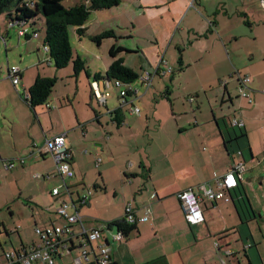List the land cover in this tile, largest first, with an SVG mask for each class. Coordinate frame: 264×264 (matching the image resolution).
<instances>
[{"label":"crops","instance_id":"crops-1","mask_svg":"<svg viewBox=\"0 0 264 264\" xmlns=\"http://www.w3.org/2000/svg\"><path fill=\"white\" fill-rule=\"evenodd\" d=\"M103 11L107 12L97 11L96 13H109L114 19V25L112 27L103 16L99 17V14H95V22L98 24L97 34L105 30H113L116 38L115 35L118 34L116 30L126 28L127 31L123 37L120 35L117 38L132 39L134 45L117 43L112 45L122 46L128 50L121 53H134L142 58V62L138 65L139 71L136 72L132 65L126 63L125 57L118 55L124 60L126 66L138 73L139 76L145 70L152 72L158 61L164 59L166 65L172 69L171 72L163 75L155 73L148 88L141 85L137 78L132 81L134 87L138 89V96L134 101L137 106L140 97L152 87L154 77H165L167 74H171L169 76L171 80L175 73L198 66L204 63L206 59H213V57L225 59L228 57V47L231 48L230 52L239 55L240 49L233 47L232 43H236L242 37H252L254 43L258 42L259 46L256 47L258 49L256 52L264 58V3L262 0H121L117 6ZM83 27L86 30V22ZM72 29L73 32L68 29L70 43L71 33L80 37L84 34L79 35L74 26H72ZM7 32V29H5V34ZM20 38H24L26 43L32 44L31 49L34 47L38 53L33 56L35 61L32 62V66L27 73L23 72L24 70L17 65L22 69L18 84L14 86L10 81L19 97H21L17 89L19 84L22 87L23 94H26L37 75L50 77L46 66L53 64L52 62L47 64L43 61L47 57V53L42 50L43 39L41 34H38L37 37L17 36L18 40ZM78 40L82 41L81 38ZM39 49L42 50V53L39 52ZM251 54L253 55V53ZM179 56L182 61L181 71L176 70L179 67ZM93 58L95 60H93L92 65L86 63L90 73L89 77L86 75L90 87L87 103L89 108L87 106L86 108L78 107V110H75L71 103L70 105H60L57 102L59 97L51 96L45 104L34 108H31L24 101L34 113L35 109L37 110L41 132L40 134L35 132V127H38L35 121L32 124L28 123L25 138L19 142L20 144L14 142L13 151L6 150L3 147L0 137V168L2 164V169L10 170L3 167L4 160L10 161L19 158L24 160L22 164H54L48 153L37 151V148L42 145L38 146L34 143V139L36 137L37 140L41 141L42 135L45 140L54 135L65 133V144L70 150V162L74 171L71 179L74 180L76 175L79 178L74 181V184H68L71 187L70 196L76 210L81 214L82 206L88 205L90 207L94 204H100V218L81 215L86 228L97 227L118 218L122 214L124 205L128 202H131L138 209L137 214L139 215L142 214L144 205L148 204L151 208L149 218L144 222H137L135 229L125 234V241L110 244L113 262L117 264H156L153 261L162 257L165 264H219V257L213 247V241L216 237H223L228 240L230 246L232 242L235 245L240 243V250H235L237 256L234 264H264V248L251 249V242L248 243L250 245L246 244L242 237L247 226L250 230L251 221L261 218V216H251L249 221H241L233 205V201L240 202L247 198L250 208L255 211L244 187L243 174L242 179L238 181V185L226 193L225 196L229 198L228 201L222 198L215 202H204V221L197 225H190L186 221L176 195L180 190L188 187L194 188L205 182L207 187L215 190L216 185L212 179L215 176L225 174L232 164L245 157L244 150L241 147L243 145L242 139H236V134L226 129L225 124L224 130H222L219 119L215 120L218 126V131L215 133L214 130L211 132L201 127L197 128L198 122L196 119L191 121L188 117L184 119L178 117L176 118L175 129L168 131L166 136L164 135L166 141L175 140L172 141L174 148L170 153L161 149L151 160L149 154L143 157L139 152L140 157L138 159H128L131 162L127 163V154L121 153L119 157L116 150L119 147L122 150L123 147H127L129 145L127 138H133L135 132L130 131L129 126L125 128L126 130L120 126L126 124L125 113H128L129 117L131 115L140 116L141 110L138 114H135L131 113L126 106L122 107L120 109V121L114 120L115 116L110 114V111L118 106L107 108L106 102L110 95L109 88L111 85L108 84L107 79H103V77H106L105 72L112 58L109 56V59H107L99 54L93 55ZM7 66H9L8 63ZM80 73L81 71L76 74L77 80L80 78ZM95 73H100L102 80H95L93 77ZM26 79L29 82L27 90L21 82V80ZM1 82L3 80L0 79ZM83 84L85 86L86 82H83ZM96 86L99 92L106 91L109 93L105 102L106 111L103 114L92 106V99H95L98 103L93 92V88ZM224 86L226 91V85L224 84ZM166 88L169 90V87ZM115 92L118 96L116 88ZM69 97L70 95L67 93L66 98L68 101ZM75 97L76 95L73 94L74 100ZM71 107L73 111H71ZM41 109H43L42 112H40ZM7 111L4 102L0 100V112L5 114ZM108 118L116 124L117 129H110L109 123L106 124V127L103 126V119L107 121ZM179 121L182 122L179 123ZM223 122L225 123L224 120ZM191 126L193 127L190 128ZM37 130L39 131V128ZM46 131H48V135ZM88 135L92 137L90 140L86 138ZM188 138L190 140L186 142ZM28 141L31 144L30 147L26 146ZM92 141H94V144H92ZM177 141L184 143L176 146ZM200 141L209 144L207 153L202 157L195 153L196 142L199 145ZM87 145L89 148L85 155H88L83 156L81 148ZM25 151L28 157L26 161L23 157ZM145 152H147L146 149ZM252 155L253 153L251 158ZM98 157L100 162L97 164L96 158ZM248 165L252 169L255 164L253 166L252 164ZM247 166L245 164L246 170ZM95 167H97L98 178L101 179L102 183L96 181L94 188H100L102 192L93 199H91L90 193L86 203L80 204L79 197L89 190L85 187L84 179L88 177V171ZM52 172L48 174L55 177L56 173L53 174ZM36 176L42 177L37 174ZM74 186L82 187L81 195ZM58 187L61 189V184ZM53 188L55 186L51 190ZM60 189L58 195L51 193L53 197L62 195ZM73 194L76 196L74 200ZM47 205L44 207L45 212L52 213L54 216L57 215L54 213L56 208L52 210L49 208V204ZM69 212H74V209L70 208ZM42 214H44L43 211ZM10 215L12 218V211H10ZM56 219L57 216L53 220L50 219L49 222L43 221L42 225H38L35 221L34 227L48 224L63 225L56 223L54 221ZM0 226L3 227L6 235L11 233L9 223L6 221L0 219ZM80 228L81 226L78 223L73 225L72 230L78 232ZM12 230L18 232L15 227ZM19 238L18 247L12 244L11 250L30 247L38 240L37 237L35 240L31 239L30 242H25L21 237ZM0 250V263H3L2 252L10 249L4 248L2 241H0ZM73 252L76 253L73 254ZM73 252L69 254L71 255L70 262H66L65 258L67 256H64L58 258V263L55 260L54 264H73L72 259L78 255L76 250Z\"/></svg>","mask_w":264,"mask_h":264},{"label":"rangeland","instance_id":"rangeland-1","mask_svg":"<svg viewBox=\"0 0 264 264\" xmlns=\"http://www.w3.org/2000/svg\"><path fill=\"white\" fill-rule=\"evenodd\" d=\"M80 1L84 0H63L62 4L64 7H69ZM96 12L90 13L86 21L87 28L86 30L84 29V34L81 37L78 35L74 36L71 33L73 56H79L82 60L86 61L85 65L86 63L92 65L93 60H95L93 55L96 54L109 59L108 50L114 43L134 45L132 39L117 38L120 35L123 37L127 31L126 28L116 30L118 33L115 35L116 38L106 37L102 39L99 45L96 44L93 40V37L97 35L98 28V24L95 22V14H99V17L103 16L112 27L114 25V19L109 13ZM98 12L107 11L101 10ZM34 26L38 28L39 33L42 35L43 26L41 21L38 20ZM5 29L8 31L7 34H5ZM69 29L73 32L72 26ZM0 31L3 37H5L4 39H6L4 43L0 38V79L3 80L0 83V100L4 102V105L8 109L5 114L0 112V137L3 147L6 150L13 151L14 142L19 143L25 138L28 123L32 124L34 121L36 122L38 127H35V132L37 134H40L41 129L38 124L39 116L37 110L35 109V116V113L24 103L21 85L17 86L21 94V97H19V94H17L10 80L7 78V63L9 65H19L24 70L23 72L27 73L32 66V62L35 61L33 56H36L38 51L34 47L31 49L32 44L26 43L24 38L18 40L15 28H7L5 13L0 14ZM79 38H81V42L78 40ZM251 38L245 36L240 38L236 43H232L233 47L240 49L239 55L230 52L231 48L228 47V57L225 59L216 57L206 59L204 63L198 66L175 73L171 80L169 79L171 74H167L165 77H154L152 87L138 100V106L141 110L140 116L131 115L129 117L128 113H125L126 124L120 127L126 130L125 128L129 126V130L134 131L135 136L127 138L129 145L123 147V150L121 147L117 148L116 153L119 154V157L121 153L127 154L126 160H128L138 159L140 157L139 152H141L143 157L149 154L150 159L153 160L159 150L164 149L170 153L172 148H174L172 141L175 140L170 139V141H166L164 135L166 136L168 131L175 129L176 118L180 117L184 119L188 117L191 121L196 119L198 122L197 128L201 127L211 132L214 130L215 133L218 131L215 120L219 119L222 130H224L225 124L227 126L226 129L231 132L233 131L238 136L236 139H242L243 145L241 147L244 150L245 157L241 158V160L244 164L246 166L248 164H252V166L255 164L252 169L248 165L247 170L243 173L244 187L255 211L250 208L246 198L248 206L246 211L244 210V214H246V221H249L251 216L255 217L257 215V217L261 216V218L253 219L250 223V230L247 226L242 236L246 244L251 242V249H254L264 248V58L256 52L258 50L256 47L259 46L258 42L254 43ZM39 52L42 53V50L39 49ZM176 52L178 51L176 50ZM118 55L125 57L126 63L132 65L136 72L139 71L138 65L142 62V58L139 55L134 53H119ZM46 67L48 68L50 77L55 78L51 97H59L57 102L63 106L70 105L71 103L75 110H78V107H88L90 87L89 80L84 71H81L79 74L80 78L77 80L72 62H69L68 66L61 69L55 68L53 64ZM238 75L249 76L251 81L248 85L251 89L248 90L251 94L250 99L246 100L238 95ZM100 80L102 79L100 78ZM21 82L27 90L28 80H21ZM83 82H86L85 86ZM224 84L226 85V91ZM166 87H169L170 90L167 94L165 92ZM109 92L110 95L106 102L107 108L117 107L118 96L116 94L117 91L115 92V87L111 85ZM67 93L70 95L69 101L66 98ZM73 94L76 95L75 100ZM190 98H193V100L189 101ZM92 101V106L95 110H98L102 114L106 111V105L97 103L95 99H92ZM72 107L71 111H73ZM42 111L43 109L40 112ZM234 117L242 119L244 126L241 128L237 126L232 127L230 120ZM44 118L46 119L45 115ZM182 121H179V123ZM108 123L110 124V129H117L116 124L111 122L109 118L107 121L103 119L104 127ZM37 128H39V131ZM46 133L48 135V131ZM241 133H245V135ZM86 138L90 140L92 137L88 135ZM189 140L190 138L186 142H189ZM43 141V135L41 141L37 140L36 137L34 139V143L38 146L43 145ZM181 143L184 142L177 141L175 145L177 146ZM92 144H94V141H92ZM26 146H31L29 141L26 143ZM88 148V145L81 148L83 156L88 155H85ZM145 149L147 152H145ZM195 149V153L199 157H202L207 153L209 144L205 141H200L198 145L196 142ZM84 150H86L85 153ZM250 151L251 154L253 153L252 158ZM26 155L25 151L23 153L25 161L28 159ZM129 162L131 161L128 160L127 163ZM0 169V219L9 223L11 231V233L6 235L3 227L0 226V241H2L4 248L11 250L12 244L18 247L20 243L19 237L25 242L37 239L33 231L35 221L38 225H42L43 221L49 222L50 219L53 220L57 216V219L54 221L60 224L64 223V220L58 215L48 214L44 210V207L48 206L47 204H49L50 209L54 210L63 200L70 203V196L66 193L64 186L60 189L62 195L53 197L50 192L53 186L58 187L62 184L61 177L55 174V164L21 165L16 163L15 167L10 170L2 169L1 164ZM51 172L55 174V177L54 175H48ZM98 173L97 167L90 169L88 177L84 179L85 187L91 191V199L102 192V189L94 188L96 181L102 183L101 179L98 178ZM253 173L256 175L254 176ZM36 174H43L45 176L42 178L36 176ZM76 179H79L78 175L74 177V180L68 178L66 181L68 184H74ZM74 188H77L79 195L82 194L83 190L81 186H74ZM73 195L74 200L76 196L75 194ZM99 206L100 204H94L90 207L84 205L81 208L80 215H86L90 218H100L101 210ZM10 211H12V218ZM42 211L44 214H42ZM14 227L17 228L18 232L12 230ZM231 247L234 250L239 249L240 243L235 245L232 242ZM70 260L71 255L65 258L66 262H70ZM58 262L59 259L57 258L56 263Z\"/></svg>","mask_w":264,"mask_h":264},{"label":"built area","instance_id":"built-area-1","mask_svg":"<svg viewBox=\"0 0 264 264\" xmlns=\"http://www.w3.org/2000/svg\"><path fill=\"white\" fill-rule=\"evenodd\" d=\"M30 5H33L34 0H28ZM264 3V0H262ZM18 36H25L26 34L32 37H37L38 32H32L28 27L17 30ZM5 42V39L2 38ZM42 50L47 52L46 46L42 45ZM44 61L49 62L46 57ZM170 66L166 65L164 59H160L153 71L145 70L138 77V82L148 88L151 85L152 76L155 73L160 75L171 72ZM20 68L12 65L7 68V76L15 86L19 81ZM237 91L238 95L243 99H250L248 75H238L237 77ZM108 84L112 85L118 90V107H127L131 113L138 114L140 108L134 104L138 96V89L134 87L133 82H122L119 79L107 80ZM93 92L98 100V103L104 105L108 92H99L97 86L94 87ZM27 93L25 94V96ZM193 100L190 98L189 101ZM232 126L243 127L244 123L238 118L231 120ZM39 153H48L55 164L57 173L62 178L61 187L64 186L66 193L71 195V189L66 186L65 178H71L74 171L70 162V150L65 144V133L54 135L44 140L43 145L37 148ZM86 152V150H84ZM23 159L4 161L3 167L6 169L13 168L16 163H22ZM100 162V158H96V163ZM246 170L245 164L242 160L236 161L230 166L228 171L220 176H215L212 181L216 185V189L207 187V183L198 184L197 186L188 187L177 192V198L180 202L181 208L184 212V217L190 225H197L204 221V202H215L219 199L226 201L229 198L226 193L238 185V181L242 179V174ZM39 175V174H37ZM53 195L59 194V187H55L51 192ZM90 190L83 193L79 200L82 202L88 199ZM73 208L74 212L70 213L69 209ZM142 214H137L138 209L135 208L131 202L124 205L122 214L116 218L122 224L133 225L137 222H143L149 218L151 208L148 204L142 207ZM56 213L61 216L65 223L63 225L48 224L45 226H35L34 232L38 240L30 247H22L20 249H13L5 251L2 254L4 262L0 264H54L57 258L68 256L72 250H76V255L72 261L73 264H111L113 262L111 256L112 243L125 241V233L118 225H109L105 222L102 225L92 228H86L83 224L82 216L77 212L76 206L70 196V203L62 201L55 209ZM80 224L81 228L78 232L72 230L73 225ZM250 245V244H248ZM213 247L219 257V264H234L237 252L229 245L228 240L223 237L215 238ZM246 248V247H244Z\"/></svg>","mask_w":264,"mask_h":264},{"label":"trees","instance_id":"trees-1","mask_svg":"<svg viewBox=\"0 0 264 264\" xmlns=\"http://www.w3.org/2000/svg\"><path fill=\"white\" fill-rule=\"evenodd\" d=\"M120 1L121 0H84L72 6L64 7L62 4L63 0H35L33 5H30L28 0H0V14L5 13L7 17V28H15L16 32L20 28L28 27L30 31L39 33L38 28L34 25L38 20H40L43 26L42 45L47 47L48 51L45 53H47V57L50 60L49 62L44 60L43 61L47 64L52 62L54 67L57 69L64 68L69 64V62H72L75 75L80 71H84L85 74L89 77L90 73L85 65V61L82 60L79 56H73L68 29L70 26H74L76 27V32L81 35L85 29L83 25L87 21L91 12L101 11L117 6ZM25 36L32 37L29 34H26ZM106 37H114L113 30H105L95 35L93 37V40L96 42V44L99 45L102 39ZM0 38H4L3 35L0 34ZM122 51L128 50H126L122 46H110L108 54L112 59L105 72L106 77H103V79H119L122 82H132L138 77V73L126 66L124 64V60L118 56V54ZM178 64L179 67L176 70L181 71L182 61L180 56L178 58ZM10 66L12 65L7 66V68ZM21 74L22 69L20 68L19 79L21 77ZM93 77L95 78V80H99L100 78L102 79L100 73L93 74ZM54 83V77L37 75L31 86L28 88L27 95L25 96V94H23V100L31 108L45 104L53 90ZM165 92L166 94L169 93L168 88H166ZM120 109L121 108L117 107L116 109L110 111V114L115 116L114 120H116L117 122L120 121ZM241 134L245 135V133ZM56 174L60 176L57 171ZM41 176L42 178L44 177L43 175ZM67 179L68 178H65L66 186L71 189L66 181ZM79 203L85 204L86 201L82 202L80 199ZM233 205L240 220L246 221V216L244 214V210L245 208L247 209L248 206L246 203V198L240 202L233 201ZM54 213H56V211H54ZM59 217L62 218L61 216ZM110 222L111 223H109V225H118V228L122 229L125 234H128L136 227V223L133 225L122 224L118 223L119 221L117 219L111 220ZM2 253H4V251ZM153 263L165 264L162 257L157 258L155 261H153ZM111 264L117 263L112 262Z\"/></svg>","mask_w":264,"mask_h":264},{"label":"water","instance_id":"water-1","mask_svg":"<svg viewBox=\"0 0 264 264\" xmlns=\"http://www.w3.org/2000/svg\"><path fill=\"white\" fill-rule=\"evenodd\" d=\"M108 80H111V79L108 78ZM97 81H98V80H97Z\"/></svg>","mask_w":264,"mask_h":264},{"label":"bare ground","instance_id":"bare-ground-1","mask_svg":"<svg viewBox=\"0 0 264 264\" xmlns=\"http://www.w3.org/2000/svg\"><path fill=\"white\" fill-rule=\"evenodd\" d=\"M94 89V88H93Z\"/></svg>","mask_w":264,"mask_h":264}]
</instances>
